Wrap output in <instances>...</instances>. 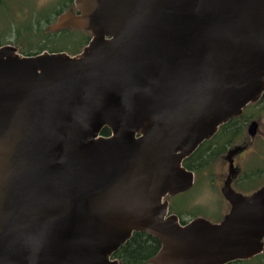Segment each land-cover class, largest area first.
I'll return each mask as SVG.
<instances>
[{"label":"water","instance_id":"1","mask_svg":"<svg viewBox=\"0 0 264 264\" xmlns=\"http://www.w3.org/2000/svg\"><path fill=\"white\" fill-rule=\"evenodd\" d=\"M64 27L90 32L80 53L0 45V264H120L135 232L159 241L153 264L260 254L264 185L244 194L228 177L219 222L181 223L165 197L261 98L264 0H74L49 29Z\"/></svg>","mask_w":264,"mask_h":264},{"label":"rangeland","instance_id":"2","mask_svg":"<svg viewBox=\"0 0 264 264\" xmlns=\"http://www.w3.org/2000/svg\"><path fill=\"white\" fill-rule=\"evenodd\" d=\"M69 1L70 0H5L0 6V43L12 44L16 46L18 50L20 49L19 51H21V48L27 50L26 42L18 38V35L26 31L33 22V19H36L37 16L39 17L41 13L51 17L48 21L47 18L40 20L41 31L42 29L48 31L49 24L57 17V14L54 13L56 10L66 9L71 5L74 7V1L71 0L73 1L71 2L72 4ZM28 16H31L33 19ZM35 36L36 35H33L32 41L36 43L39 38ZM44 36H47V38L43 39ZM60 36L63 35L59 33H52L50 35L43 34V37L40 35V44L45 42L51 48H55L54 44H56V40H58V44H76L70 39L71 35H65L61 38ZM73 38L77 39L76 34L73 35ZM41 51L48 50L44 49ZM245 118H247V120L241 127L242 134L238 141L232 144L227 151L213 162L211 173L208 174L207 170L203 172V177L200 179V183L197 184V188H192L191 191L181 192L169 198V201L173 199V206L179 207L181 210V212H178V216L181 220L189 221L196 216H202L214 222L220 220L230 207L229 202L224 198L221 192L225 180L230 177L232 188L238 191L239 188H243L241 184L244 183L246 174L251 171L248 169L250 165L255 164V162H260V164H256L255 166H264V111L260 110V105H258L248 109L241 120L243 121ZM253 120L257 122V127L254 136H250L247 129L250 122ZM230 163H232L231 172H229ZM255 166L253 169L257 170ZM261 178L262 179H258L257 185L259 186L264 185V175H262ZM253 181L252 179L246 183L250 185ZM191 211L197 213L193 215ZM261 254L264 255V238L263 251ZM145 264L153 263L147 261Z\"/></svg>","mask_w":264,"mask_h":264},{"label":"trees","instance_id":"3","mask_svg":"<svg viewBox=\"0 0 264 264\" xmlns=\"http://www.w3.org/2000/svg\"><path fill=\"white\" fill-rule=\"evenodd\" d=\"M73 1L70 0L69 2L71 3ZM4 2L5 0H0V6ZM73 8L74 7L71 5L70 7L66 9H58L54 13L57 14L58 16L61 12L68 10V9H73ZM28 17L32 18L31 16H28ZM44 18H47V21H48L50 20L51 17L41 13L40 16L39 17L37 16L36 19L32 18L33 22L30 24V27L26 29V31L22 32L21 35H18V38H21L22 41L26 42V45H27L26 48H28L27 50L24 48H21V51H19L20 50L19 49L18 51L20 53L24 55H35L37 53L43 52L41 50L46 49L48 50V52H66L70 55H76L80 53L82 49L89 42L91 34L88 31L75 29L71 27L60 28L55 31L50 30L49 26L55 20L51 24H49L48 26L49 32L45 31L44 29H42L41 31L40 20ZM52 33H59L63 35V36H60V38L64 37L65 35H71L70 39L76 44L75 45L58 44V40H56V44H54L55 48H51L45 42H43V44H40V35L43 37V34L50 35ZM74 34H76L77 39L73 38ZM33 35H36L35 37L39 38L36 41V43L32 41ZM44 38L46 39L47 36H44L43 39ZM0 45L2 44L0 43ZM258 105H260V110L264 111V92L261 98L257 102L247 105L241 115L221 125L212 138L201 143L198 146V148L190 156H188L187 158L183 160V166L191 170L194 173V183L192 187L188 190L191 191L192 188L193 189L197 188V184L200 183V179L203 177V172L207 170L208 174L211 173L212 172L211 167H212L213 162L218 157H220L225 151H227V149L232 144L238 141L240 135L242 134L241 127L244 125V122L247 120V118L243 119V121L241 119L247 113L248 109L254 108ZM100 134L103 136H108L110 134V129L107 127H104L101 130ZM256 164H260V162H255V164H252L250 165V167H248V169H250L251 171L248 173L246 172L247 174H246V178L244 179V183L241 184L243 188H239L238 189L239 192L249 194L260 187L259 185H257V183H258V179H262L261 176L264 175V166L262 165L255 166ZM254 166L256 167L257 170L253 169ZM252 179L254 180L253 183L250 185H247L246 182ZM166 197L168 199L169 212L171 211L170 213L176 214L178 216L179 214L178 212H181V210L179 209V207L173 206L172 204L173 199L169 201V198H171L172 196H166ZM191 213L194 215L197 212L191 211ZM196 217H202V216H196ZM179 220L181 223L188 222V221L181 220L180 218ZM220 220L216 222H219ZM159 246H160L159 241L156 238L149 236L145 232H135L133 233L131 238L126 243H124L117 251L114 252L113 257L117 258L120 261V264H145V262L150 261L151 258L157 253ZM261 253L251 258H248V259L236 260V261L229 262L227 264H264V255H262Z\"/></svg>","mask_w":264,"mask_h":264},{"label":"flooded vegetation","instance_id":"4","mask_svg":"<svg viewBox=\"0 0 264 264\" xmlns=\"http://www.w3.org/2000/svg\"><path fill=\"white\" fill-rule=\"evenodd\" d=\"M165 199L168 200L167 197H165ZM229 209H230V207H229ZM229 209H228V211H229ZM228 211H227V212H228ZM225 214H226V213H225ZM225 214H224V215H225ZM224 215H223V217H224ZM223 217H222V218H223ZM222 218H221V219H222Z\"/></svg>","mask_w":264,"mask_h":264}]
</instances>
